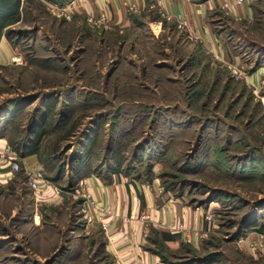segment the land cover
Instances as JSON below:
<instances>
[{"label": "rangeland", "instance_id": "374dc122", "mask_svg": "<svg viewBox=\"0 0 264 264\" xmlns=\"http://www.w3.org/2000/svg\"><path fill=\"white\" fill-rule=\"evenodd\" d=\"M1 4L0 50L8 48L16 60L0 63V107L14 98L19 109L38 105L42 110L49 104L40 166L45 184H55L52 188L62 203L39 200L40 228L34 227L31 215L24 228L16 219L0 223V264H112L101 247L103 233L97 227L85 230L83 217L74 213L81 204L77 183L73 176L70 183L64 179L71 163L81 157L86 133L95 129L100 137L94 171L106 174L111 169L128 180L156 178L161 189L192 205H211L206 213L216 219L211 242L216 253L205 255L204 262L264 264V88L254 92L241 78L249 65L263 64L264 0H252V25L223 28L228 23L222 20L217 24L222 28H215L240 55L245 70L220 63L183 29L187 20L170 39H159L153 30L126 34L128 49L119 52L118 44L105 42L103 35L48 38L50 30L25 29L13 14L3 28ZM125 7L130 13L136 10L127 3ZM167 26L173 28L174 23ZM77 30L83 31L82 26ZM131 47H142L143 52H130ZM197 59L200 64L192 68ZM121 62L128 68L127 81L119 72L115 77ZM110 72L113 86L105 81ZM140 75L144 79L138 81ZM18 120L25 121L24 114ZM252 155L258 156L255 170ZM55 176L57 181L49 183ZM63 204L74 213L71 221ZM252 220V232L262 235L263 244L255 243L247 255L232 234L243 233L242 222ZM72 238L68 254L65 246ZM51 244L55 252L47 251Z\"/></svg>", "mask_w": 264, "mask_h": 264}, {"label": "crops", "instance_id": "0c3cea01", "mask_svg": "<svg viewBox=\"0 0 264 264\" xmlns=\"http://www.w3.org/2000/svg\"><path fill=\"white\" fill-rule=\"evenodd\" d=\"M35 1L36 4L31 5L28 0H18L16 3L2 0L1 6L5 12L3 28L7 27L6 21L14 15V19L18 18L17 21L22 23L25 29L37 27V29L50 30L48 38L103 35L105 42L113 40V44H118L116 49L119 52H126L127 43L130 41L126 34L147 33L153 30V35L159 39L164 37L170 39L181 27L182 21L187 20V28L183 29L187 34L201 41L220 63L234 64L244 70L246 67L242 64L240 55L232 52L230 45H226L215 28H222L217 25L222 20L228 23L223 28L250 26L256 21L252 0H244V2L239 0ZM126 3L135 6V13L128 12ZM227 3L229 6L224 9L223 5ZM45 6L51 7L52 13H46ZM60 15H66L68 18L63 20L60 18L63 16ZM101 16L103 18H100ZM169 23H174L173 28L167 26ZM81 26L83 31L78 33L77 28ZM2 44L1 39L0 47L4 46H1ZM2 49L0 63L4 60L7 62L16 60L8 48ZM130 50L135 54L143 52L142 47H131ZM262 63L257 67L249 65L247 73L241 77L254 92L264 88V58ZM199 64L197 59L192 64V68ZM126 67L122 62L116 66L115 77L119 72L121 80L127 81ZM135 67L137 71L140 68L137 64ZM142 79L143 76L137 78L138 81ZM105 81L113 86V72H110ZM11 100L9 105L0 107V223L5 224L16 219L20 223L19 226L24 228L29 225L28 215H31L34 227L40 228L39 200H47L54 206L62 203V196L55 187L52 188L55 186L53 182L57 181L58 177L49 179V183H53L52 186L46 184L38 191H33L25 182L24 169H37L43 163L40 142L50 123L46 109L49 104L41 106L42 110L36 108L38 105L19 109L14 103L16 98ZM22 114L26 120L19 123L18 119ZM99 137L97 129L86 133L80 147L81 157L71 163L70 168L72 167L73 172L65 174L64 179L70 183V178L73 176L72 180L77 183L81 204L80 212L77 210L74 213L83 217L85 230L97 227L103 233L104 240L101 247L103 253L110 258V262L112 264H210L203 259L205 255L207 257L216 253L214 243H211L217 232L216 219L212 223L205 219V213L207 209L212 208L211 205H192L183 197L175 196L170 190L161 189L156 178H153L152 182L141 179L128 180L126 177H118L111 169L106 174L94 171ZM8 151L17 155L20 171L14 172L10 163L3 159L4 153ZM257 158V155L251 157L254 170L258 169ZM62 206L67 219L70 218L71 221L74 217L73 211L65 208V204ZM100 209H103L104 213H100L98 211ZM17 216L20 218L18 219ZM247 216L248 213L245 214V218ZM242 223L243 233L235 235L236 232L235 234L233 232V242L238 240L243 247L242 250L249 255L254 250L251 246L255 243H260L259 245L262 246L263 242L260 240L262 235L256 231L252 232L255 227L254 220L250 223ZM73 229L69 232L75 234ZM73 234L71 236L75 238L76 235ZM73 242L74 239L66 243L68 254L72 250ZM49 246L48 252L56 251L52 244ZM207 247L211 251H207Z\"/></svg>", "mask_w": 264, "mask_h": 264}, {"label": "built area", "instance_id": "2783aa9c", "mask_svg": "<svg viewBox=\"0 0 264 264\" xmlns=\"http://www.w3.org/2000/svg\"><path fill=\"white\" fill-rule=\"evenodd\" d=\"M3 159H6L10 163V167L14 172H18L21 170L19 164L17 163V155L14 152L8 151L7 153H4ZM24 171L26 175L25 182L31 190L38 191V189H41L44 185H46L43 176V168H41V166L37 167V169L26 168L24 169ZM98 211L100 213H104L103 209H100ZM214 217L215 216L210 213L205 214V219L210 223L214 221Z\"/></svg>", "mask_w": 264, "mask_h": 264}]
</instances>
